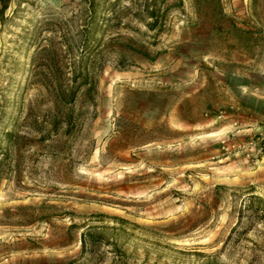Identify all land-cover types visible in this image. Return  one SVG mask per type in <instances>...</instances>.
Wrapping results in <instances>:
<instances>
[{
    "label": "rangeland",
    "instance_id": "rangeland-1",
    "mask_svg": "<svg viewBox=\"0 0 264 264\" xmlns=\"http://www.w3.org/2000/svg\"><path fill=\"white\" fill-rule=\"evenodd\" d=\"M0 264H264V0H0Z\"/></svg>",
    "mask_w": 264,
    "mask_h": 264
}]
</instances>
